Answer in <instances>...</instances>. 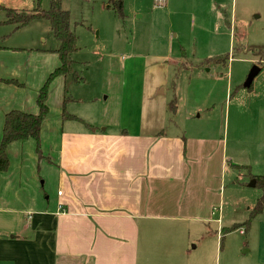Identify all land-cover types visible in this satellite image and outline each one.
<instances>
[{
	"label": "crops",
	"instance_id": "0c3cea01",
	"mask_svg": "<svg viewBox=\"0 0 264 264\" xmlns=\"http://www.w3.org/2000/svg\"><path fill=\"white\" fill-rule=\"evenodd\" d=\"M4 20L0 28L8 26ZM29 25L13 27L9 37ZM20 49L37 51L0 46V141L7 112L37 113L41 74L57 65L52 58L51 68H25L10 56ZM156 90L144 83L140 112L123 122L121 111L118 120L111 114L106 121L102 95H93L85 100L93 102L91 113L70 111L81 121L65 124L60 116L50 124L56 141L43 151L46 157L38 156L32 139L8 145V169L0 172V264H197L198 251L217 250L216 234L225 227L226 169L241 159L228 152L224 124L217 133L192 111L179 121L177 101L169 125L168 101L156 98ZM248 93L247 110L234 114L232 137L256 144V166L264 170V90L256 104L258 92ZM156 99L166 110L147 105ZM228 119L227 110V125ZM42 127L44 121L40 136ZM249 165L258 176L255 163ZM47 185L52 197L44 201Z\"/></svg>",
	"mask_w": 264,
	"mask_h": 264
},
{
	"label": "rangeland",
	"instance_id": "374dc122",
	"mask_svg": "<svg viewBox=\"0 0 264 264\" xmlns=\"http://www.w3.org/2000/svg\"><path fill=\"white\" fill-rule=\"evenodd\" d=\"M122 1L124 18L120 19L110 0H61L62 9L70 14V28L77 39L78 50L71 57L73 70L83 82H76L69 75L50 84L46 100L48 113L39 138L40 157H46L43 151L55 146L56 132L50 124L73 111L89 113L93 102L85 100L91 101L93 95H102L100 106L106 107V121H110L111 114H116L115 120H118L121 111L123 122L124 118L140 112L142 92L139 95V91L144 83L148 87L157 85L156 98L166 99L165 102L173 96L176 99L179 121L192 111L194 116H201L198 123L210 126L217 133L224 130V124L228 152L234 151L241 159L237 168L228 165L226 169L225 227L216 234L218 248L212 247L204 253V249L198 251L197 264H264V211L251 221L248 231L240 226L225 232L248 219L260 195L255 187L249 186L250 175L256 176L249 164L255 163L258 176L264 175L261 165L256 166L259 160L257 152L254 153L256 144L237 143L232 137L236 109L245 112L248 92H258L256 104L264 90V63L253 80L252 89L243 87L253 66L262 65L254 51L264 48V0ZM50 2L0 0V6L30 13L38 4L47 10ZM4 19L5 13L0 8V20ZM12 29V25L0 28V35H4L0 46L37 51L15 50L11 58L22 61L25 68H51L52 58L57 61L56 67L59 66L58 59L53 57L55 53L50 52L59 44L46 21L32 23L9 37ZM227 55L225 64L213 61ZM50 70L46 75L45 71L41 74V87L54 69ZM228 79L231 88L224 97ZM29 87L27 83L25 96L30 94ZM156 102L157 99L147 105L158 107ZM162 108L159 106L157 112L166 110ZM227 110L228 125L225 123ZM173 120L172 117L169 125ZM63 121L69 123V119ZM34 145L36 150L35 141ZM42 193L44 201L47 196L52 197L48 185ZM240 229L245 233H239Z\"/></svg>",
	"mask_w": 264,
	"mask_h": 264
},
{
	"label": "trees",
	"instance_id": "16d2710c",
	"mask_svg": "<svg viewBox=\"0 0 264 264\" xmlns=\"http://www.w3.org/2000/svg\"><path fill=\"white\" fill-rule=\"evenodd\" d=\"M110 5L116 12L120 19L124 18L123 14V1L122 0H110ZM109 5V6H110ZM5 13V20L2 24L12 25L14 30L27 26L34 21L43 20L49 24L51 32L54 38L57 40L59 46L55 50V53L59 59V66L56 67L46 79L44 85L40 88L36 98L37 113L30 114L19 110H12L4 115L2 136L0 141V172H4L8 169L9 160L7 157V147L10 143L15 141H24L32 139L36 143V153L39 155V138L41 126L48 113V107L46 104L49 87L52 81L58 77L66 78L69 75L74 76L76 82H83V78L74 73L73 62L71 57L73 53L78 50L77 39L70 28V14L61 7V0H51L49 8L43 10L38 4L37 7L30 13L18 11L15 9L5 8L0 6ZM1 24V23H0ZM255 52V56L262 63L256 64L257 67L262 70L264 63V48ZM229 56L217 58L213 61L217 63L225 64L228 61ZM7 84H15L21 86L16 80H2ZM251 88V87H250ZM65 102V98L63 103ZM177 104L176 99L173 98L167 104V110L170 117L176 113ZM171 117V118H172ZM63 119H71L81 121L79 118L72 115H63ZM91 128V126L87 125ZM237 168V166H235ZM250 178L255 181V188L259 191L260 195L257 198L254 207L249 213L248 219L242 224H236L231 229H227L225 232H230L243 226L246 231L249 230L251 221L264 211V175L252 176ZM244 230V233H245Z\"/></svg>",
	"mask_w": 264,
	"mask_h": 264
},
{
	"label": "water",
	"instance_id": "95a60500",
	"mask_svg": "<svg viewBox=\"0 0 264 264\" xmlns=\"http://www.w3.org/2000/svg\"><path fill=\"white\" fill-rule=\"evenodd\" d=\"M259 73V67H257L256 65L253 66V68L250 70V72L248 73L245 82L243 84L244 88H249L251 86V83L253 81V79L255 78V76ZM250 186L254 187L255 186V181L251 180V184Z\"/></svg>",
	"mask_w": 264,
	"mask_h": 264
},
{
	"label": "built area",
	"instance_id": "2783aa9c",
	"mask_svg": "<svg viewBox=\"0 0 264 264\" xmlns=\"http://www.w3.org/2000/svg\"><path fill=\"white\" fill-rule=\"evenodd\" d=\"M240 233H243V229H240Z\"/></svg>",
	"mask_w": 264,
	"mask_h": 264
}]
</instances>
